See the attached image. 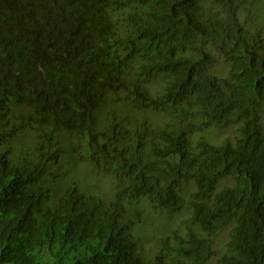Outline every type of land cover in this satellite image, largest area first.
Returning a JSON list of instances; mask_svg holds the SVG:
<instances>
[{
	"label": "trees",
	"instance_id": "obj_1",
	"mask_svg": "<svg viewBox=\"0 0 264 264\" xmlns=\"http://www.w3.org/2000/svg\"><path fill=\"white\" fill-rule=\"evenodd\" d=\"M143 201L188 213L151 264H209L227 228L217 264H242V0H0V264H146ZM243 264H264V0H243Z\"/></svg>",
	"mask_w": 264,
	"mask_h": 264
},
{
	"label": "rangeland",
	"instance_id": "obj_2",
	"mask_svg": "<svg viewBox=\"0 0 264 264\" xmlns=\"http://www.w3.org/2000/svg\"><path fill=\"white\" fill-rule=\"evenodd\" d=\"M210 136H214L217 141L221 142L226 139V137L234 139L236 137V131L235 129H228L217 135L210 134ZM73 167L74 166L66 165V163L61 164L60 166H53L51 169L52 178H49V187L55 189L61 185H68L74 182L75 174ZM86 185L89 186L88 184ZM79 189L81 191L85 190L83 188ZM86 193L88 192L86 191ZM91 193L96 194L107 201H113L115 198L112 182L105 181V179L96 180ZM167 215L168 211H154L148 201H143L141 203V220L133 227L131 233L133 237L139 241L141 257L146 264L153 263L151 261L159 252L158 248L160 239L172 235L178 227L177 225L188 218L187 212L184 215H176L172 221L168 219ZM229 237L230 228H227L216 239V254L211 258L209 264H217L224 252L226 243L229 241ZM143 250L145 254L142 252Z\"/></svg>",
	"mask_w": 264,
	"mask_h": 264
}]
</instances>
